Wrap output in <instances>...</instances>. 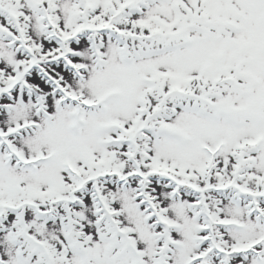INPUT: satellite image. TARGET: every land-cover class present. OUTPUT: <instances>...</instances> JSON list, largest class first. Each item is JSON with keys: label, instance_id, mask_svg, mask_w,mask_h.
<instances>
[{"label": "snow or ice", "instance_id": "obj_1", "mask_svg": "<svg viewBox=\"0 0 264 264\" xmlns=\"http://www.w3.org/2000/svg\"><path fill=\"white\" fill-rule=\"evenodd\" d=\"M0 264H264V0H0Z\"/></svg>", "mask_w": 264, "mask_h": 264}]
</instances>
